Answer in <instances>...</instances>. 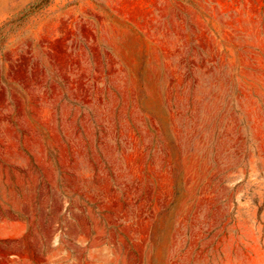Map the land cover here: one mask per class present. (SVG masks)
<instances>
[{
    "label": "rangeland",
    "instance_id": "1",
    "mask_svg": "<svg viewBox=\"0 0 264 264\" xmlns=\"http://www.w3.org/2000/svg\"><path fill=\"white\" fill-rule=\"evenodd\" d=\"M31 1L0 0V264H264V0Z\"/></svg>",
    "mask_w": 264,
    "mask_h": 264
},
{
    "label": "trees",
    "instance_id": "2",
    "mask_svg": "<svg viewBox=\"0 0 264 264\" xmlns=\"http://www.w3.org/2000/svg\"><path fill=\"white\" fill-rule=\"evenodd\" d=\"M53 0H33L30 3H28L25 7H23L18 13V22H14L13 25H20L19 23L25 22L31 17L39 14L46 8H48L52 4ZM12 19H9L8 21L4 22L2 27H0V49H4L5 43L7 42L10 32H11V27H9V23H11ZM17 25V26H18ZM9 27V28H8Z\"/></svg>",
    "mask_w": 264,
    "mask_h": 264
}]
</instances>
